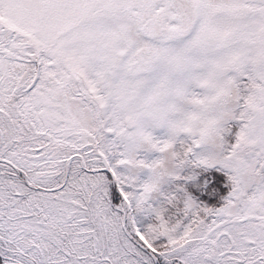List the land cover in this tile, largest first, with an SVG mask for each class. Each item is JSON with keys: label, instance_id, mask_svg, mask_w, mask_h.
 Instances as JSON below:
<instances>
[{"label": "snow or ice", "instance_id": "1", "mask_svg": "<svg viewBox=\"0 0 264 264\" xmlns=\"http://www.w3.org/2000/svg\"><path fill=\"white\" fill-rule=\"evenodd\" d=\"M0 264H264V0H0Z\"/></svg>", "mask_w": 264, "mask_h": 264}]
</instances>
